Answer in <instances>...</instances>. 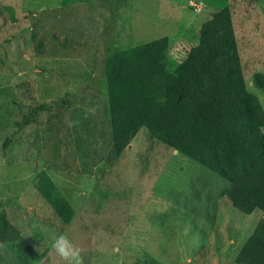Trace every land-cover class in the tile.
<instances>
[{"label": "rangeland", "instance_id": "1", "mask_svg": "<svg viewBox=\"0 0 264 264\" xmlns=\"http://www.w3.org/2000/svg\"><path fill=\"white\" fill-rule=\"evenodd\" d=\"M224 8L264 106V0H0V212L40 248L36 264H65L59 235L81 264H234L263 212L234 208L227 181L146 129L116 157L105 68L116 50L169 37L173 71ZM0 260L19 264L1 244Z\"/></svg>", "mask_w": 264, "mask_h": 264}, {"label": "trees", "instance_id": "2", "mask_svg": "<svg viewBox=\"0 0 264 264\" xmlns=\"http://www.w3.org/2000/svg\"><path fill=\"white\" fill-rule=\"evenodd\" d=\"M199 36L173 71L167 65L169 37L106 57L115 156L146 129L158 142L227 181L224 195L234 208L246 215L263 212L234 264H264V106L247 87L232 10L214 13ZM255 85L264 88L263 74ZM47 110L42 105L37 112ZM11 142L8 138L4 149ZM0 244L19 264L41 259L5 212H0ZM148 263L163 264L153 257Z\"/></svg>", "mask_w": 264, "mask_h": 264}, {"label": "clouds", "instance_id": "3", "mask_svg": "<svg viewBox=\"0 0 264 264\" xmlns=\"http://www.w3.org/2000/svg\"><path fill=\"white\" fill-rule=\"evenodd\" d=\"M51 247L52 253L65 264H81L80 250L66 236L59 235L55 237ZM39 249L36 250L40 252Z\"/></svg>", "mask_w": 264, "mask_h": 264}, {"label": "built area", "instance_id": "4", "mask_svg": "<svg viewBox=\"0 0 264 264\" xmlns=\"http://www.w3.org/2000/svg\"><path fill=\"white\" fill-rule=\"evenodd\" d=\"M202 4L201 3H196L195 5H194V7H196L197 8V11L198 12H200V11H202Z\"/></svg>", "mask_w": 264, "mask_h": 264}, {"label": "crops", "instance_id": "5", "mask_svg": "<svg viewBox=\"0 0 264 264\" xmlns=\"http://www.w3.org/2000/svg\"><path fill=\"white\" fill-rule=\"evenodd\" d=\"M40 254H41V256H42V252H41ZM40 260H41V259H40ZM40 260H39V261H40ZM39 261H38V262H39Z\"/></svg>", "mask_w": 264, "mask_h": 264}, {"label": "water", "instance_id": "6", "mask_svg": "<svg viewBox=\"0 0 264 264\" xmlns=\"http://www.w3.org/2000/svg\"><path fill=\"white\" fill-rule=\"evenodd\" d=\"M130 147V146H129Z\"/></svg>", "mask_w": 264, "mask_h": 264}]
</instances>
